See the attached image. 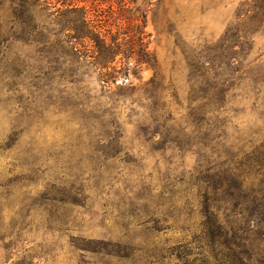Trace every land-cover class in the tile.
<instances>
[{"label":"rangeland","instance_id":"obj_1","mask_svg":"<svg viewBox=\"0 0 264 264\" xmlns=\"http://www.w3.org/2000/svg\"><path fill=\"white\" fill-rule=\"evenodd\" d=\"M0 264H264V0H0Z\"/></svg>","mask_w":264,"mask_h":264},{"label":"trees","instance_id":"obj_2","mask_svg":"<svg viewBox=\"0 0 264 264\" xmlns=\"http://www.w3.org/2000/svg\"><path fill=\"white\" fill-rule=\"evenodd\" d=\"M67 5L68 6H66L64 11L77 13L79 15V18L81 19V28L73 37L89 38L94 40L98 46H100L101 48L103 47L109 52V61L114 60L116 56L121 54H128L129 57L132 56L133 51H135L132 50V47L129 46V48L127 49H125L124 47L122 48V41L127 43L132 39V37L134 38V36L129 34V32H125L121 28L113 31L112 28L108 27L105 24L91 25V23H87L86 11H83V8H79L71 4ZM71 23L72 24L67 25V29L76 30L77 26H75L74 22ZM140 32L144 33L142 30ZM105 76L109 78L112 76V74L108 73L105 74Z\"/></svg>","mask_w":264,"mask_h":264}]
</instances>
